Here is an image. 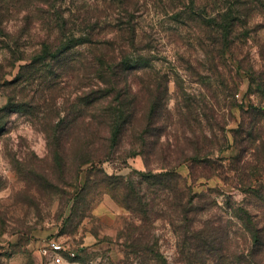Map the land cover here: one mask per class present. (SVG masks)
<instances>
[{
	"label": "rangeland",
	"instance_id": "rangeland-1",
	"mask_svg": "<svg viewBox=\"0 0 264 264\" xmlns=\"http://www.w3.org/2000/svg\"><path fill=\"white\" fill-rule=\"evenodd\" d=\"M99 1L59 0L52 9L46 3L29 6L32 0L10 8L8 0L0 7V264H51L43 251L52 240L73 253L67 264H164L160 258L165 264H186L178 243L185 222L169 208L163 190L152 185L156 181L138 174L160 173L163 164L181 161L177 172L194 201L188 229L218 222L230 233V255L248 256L253 225L264 235V203L237 183L240 178L256 186L264 181V119L256 139L243 132L249 126L245 112L264 108V96L256 93L249 75L264 63V21L256 18L226 51L220 70L233 90L228 96L190 24L182 25L185 18L176 17L175 24L172 14L146 0L141 29L152 36L153 63L171 78L170 113L160 137L164 150L146 152L131 139L109 161L81 167L78 133L65 138L83 97L80 77H69L60 66H34L33 57L49 35L54 41L60 33H80L85 6ZM192 102L200 112L196 123L185 119ZM145 124L136 128L144 130ZM197 140L223 152L214 153L215 168L197 165L192 177L193 162L187 159L195 155L191 144ZM177 197L172 192L169 202Z\"/></svg>",
	"mask_w": 264,
	"mask_h": 264
},
{
	"label": "trees",
	"instance_id": "trees-1",
	"mask_svg": "<svg viewBox=\"0 0 264 264\" xmlns=\"http://www.w3.org/2000/svg\"><path fill=\"white\" fill-rule=\"evenodd\" d=\"M6 1L8 0H0V7ZM32 1L29 6L46 3L54 9L59 0ZM152 1L165 14H172L175 24L176 17L181 21L185 18L186 23H181L186 26L190 24L188 26L192 30L194 41L212 65L213 74L221 78V91L233 96V90L222 79L224 75L220 67L226 63V51L230 50L231 44L252 28L256 18L264 21V0ZM23 2L24 0H14L10 8ZM148 6L146 0H102L95 6H85L83 13L86 16L82 17L84 29L80 33H60L54 41L50 40L49 35L33 57L34 66H60L69 77L76 74L80 77L83 97L79 112L73 116L65 138L72 139L74 132L78 133L82 147L81 167L109 161L116 148L131 139L135 140L136 146L140 144L146 148V152L153 148L164 150L160 137L166 132L164 124L170 113L168 93L171 78L168 75L162 76L155 66L156 62L153 63L155 47L152 46V36L141 29L142 9L147 10ZM10 8L8 7V11ZM55 15L52 14V17ZM94 19L97 20L95 26L92 25ZM104 21L108 22L106 27L109 31L106 30ZM62 24L60 22L57 26L61 28ZM100 26L104 28H99ZM171 37H176V30ZM153 41L157 40L154 38ZM262 57L264 60V49ZM249 75L256 93L264 96V63L258 73L253 71ZM186 108L188 112L185 119L192 122L193 118L194 123L199 122L198 105L192 102ZM245 114L248 115L249 126L243 132L254 140L264 119V108L252 106V110ZM77 121L81 124L79 128L75 126ZM144 121L145 129H137V124ZM245 123L244 121V126ZM148 138L152 141H147ZM191 145L196 147L195 155L187 159L193 162L192 177L197 165H204L205 169L216 167L212 158L214 153L220 154L223 149L203 146L200 140ZM181 164L182 161L165 163L160 173H153L149 169L148 172L138 174L146 181H156L152 185L163 190L169 208L173 209L182 223L185 222L182 238L178 243L186 264H264V235L262 228L256 224L250 232V254L238 257L230 255L233 243L230 233L218 228V222H207L204 230L200 231L188 229L189 216L193 212L190 206L194 201L187 181L177 172ZM237 184L250 196L253 195L264 203V181L256 186L250 179L240 178ZM172 192H176L178 197L169 202V194ZM145 196L143 194L142 198ZM245 213L247 214L246 211ZM239 220L243 221L241 217ZM150 252L152 253V249ZM66 256L69 258V255ZM160 259L165 264L164 258Z\"/></svg>",
	"mask_w": 264,
	"mask_h": 264
},
{
	"label": "built area",
	"instance_id": "built-area-1",
	"mask_svg": "<svg viewBox=\"0 0 264 264\" xmlns=\"http://www.w3.org/2000/svg\"><path fill=\"white\" fill-rule=\"evenodd\" d=\"M43 254L51 264H67L66 262H69V258L73 255L70 253V249L56 240H52L46 245ZM66 255H69V258Z\"/></svg>",
	"mask_w": 264,
	"mask_h": 264
},
{
	"label": "crops",
	"instance_id": "crops-1",
	"mask_svg": "<svg viewBox=\"0 0 264 264\" xmlns=\"http://www.w3.org/2000/svg\"><path fill=\"white\" fill-rule=\"evenodd\" d=\"M100 207V206H99Z\"/></svg>",
	"mask_w": 264,
	"mask_h": 264
}]
</instances>
